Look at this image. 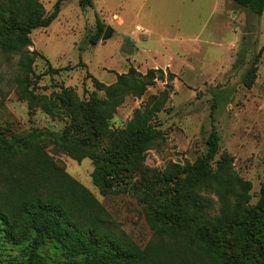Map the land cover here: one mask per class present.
Here are the masks:
<instances>
[{"label": "trees", "instance_id": "1", "mask_svg": "<svg viewBox=\"0 0 264 264\" xmlns=\"http://www.w3.org/2000/svg\"><path fill=\"white\" fill-rule=\"evenodd\" d=\"M61 1L46 13L39 0H0V52L17 56L16 96L29 114L40 109L65 123L56 131L11 132L0 125V232L25 249L14 264H264V178L251 204L252 184L233 169V157L221 153L216 158L219 135L213 123L205 151L193 161L168 162L162 169L144 165L147 150L163 138L153 119L173 90L172 73L131 66L107 85L92 77L103 94L94 90L83 98L69 86L48 94L37 91L41 74L33 64L43 55L30 49V33L51 24ZM232 1L256 17L264 11V0ZM79 5L92 7L93 0H79ZM96 21L92 44L106 27ZM260 53L241 78L247 88L255 81ZM48 65L45 73L67 69ZM156 79L164 81V88L149 94L123 127L110 126L124 99L141 97ZM51 151L78 161L91 158L92 182L101 195H135L153 238L139 246ZM46 246L65 258L46 256Z\"/></svg>", "mask_w": 264, "mask_h": 264}, {"label": "rangeland", "instance_id": "2", "mask_svg": "<svg viewBox=\"0 0 264 264\" xmlns=\"http://www.w3.org/2000/svg\"><path fill=\"white\" fill-rule=\"evenodd\" d=\"M39 1L48 13L56 0ZM96 18L111 32L92 44ZM136 25L142 29L136 30ZM30 37V49L43 55L33 64L34 72L41 74L39 92L69 86L80 98L94 90L102 95L92 77L107 85L131 66L140 72L161 68L172 73L173 90L153 119L163 138L147 150L144 165L162 169L168 162L193 161L205 151L213 123L219 135L216 158L221 153L233 157V169L252 184L250 203L257 201L264 178V11L256 17L232 0H93V6L86 8L79 0H62L51 24L32 30ZM260 50L255 81L247 88L241 78ZM16 60V55L0 52V125L11 132L62 129V120L40 109L29 114L26 102L18 99L13 84ZM48 62L67 69L45 73ZM163 88L164 81L156 79L141 97L127 96L109 125L123 127L149 94ZM51 154L139 246L153 238L135 195L99 193L91 178V158L78 161L63 152ZM215 213L214 207L207 217ZM24 251L23 244L5 240L0 232V264H14ZM54 251L46 246L42 253L54 260L65 258Z\"/></svg>", "mask_w": 264, "mask_h": 264}, {"label": "water", "instance_id": "3", "mask_svg": "<svg viewBox=\"0 0 264 264\" xmlns=\"http://www.w3.org/2000/svg\"><path fill=\"white\" fill-rule=\"evenodd\" d=\"M110 32H111L110 26L106 25L101 38L105 39L106 37L110 35Z\"/></svg>", "mask_w": 264, "mask_h": 264}, {"label": "built area", "instance_id": "4", "mask_svg": "<svg viewBox=\"0 0 264 264\" xmlns=\"http://www.w3.org/2000/svg\"><path fill=\"white\" fill-rule=\"evenodd\" d=\"M135 29H136V30H141L142 27H141L140 25H136V26H135Z\"/></svg>", "mask_w": 264, "mask_h": 264}]
</instances>
